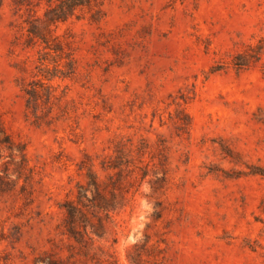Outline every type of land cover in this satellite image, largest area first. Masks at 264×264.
<instances>
[{
	"label": "rangeland",
	"instance_id": "374dc122",
	"mask_svg": "<svg viewBox=\"0 0 264 264\" xmlns=\"http://www.w3.org/2000/svg\"><path fill=\"white\" fill-rule=\"evenodd\" d=\"M47 6H0V264H264V53L232 62L264 0H97L63 51L27 30Z\"/></svg>",
	"mask_w": 264,
	"mask_h": 264
},
{
	"label": "trees",
	"instance_id": "16d2710c",
	"mask_svg": "<svg viewBox=\"0 0 264 264\" xmlns=\"http://www.w3.org/2000/svg\"><path fill=\"white\" fill-rule=\"evenodd\" d=\"M97 0H48V6L46 7L43 16H37L35 18L27 19L28 21V32L29 34L40 40L42 43L45 44V48L54 49L55 51H63L62 44L60 40L58 39V36H55L53 34V28L52 26L60 21L67 20L70 16L75 14L78 7L81 6H91L93 5ZM3 0H0V6L2 4ZM264 53V33L258 37V39L255 42L248 43L245 48L238 51L234 57L232 62L234 65L238 67H245L248 66L252 61H255L259 59L262 54ZM43 58V57H42ZM73 66V64H72ZM214 70L220 69L221 67H218V65L213 67ZM63 76H67L68 74L62 73ZM57 74H51L47 75L49 79H53ZM44 81H32L29 85L25 88V91L28 95V106L31 107L33 104V98L38 99L43 94V86L48 87L49 89V97H52L54 95V89L53 84H46L43 85ZM9 135L4 133V136L0 135V143L9 142L10 141ZM11 149L14 150H20L22 152V156L25 157V147L22 144H19L16 147H11ZM251 172L254 173H262L264 174V166H257L255 169H252ZM91 181L90 185H93L95 188L99 187V183L95 177L90 173ZM86 196V199L89 201V203H85V201H81L82 205L78 204H69L68 207V218L70 221V224H75L77 220L79 223L84 226V232L82 229H79L77 232L82 233H89L88 227L85 222V211L83 209V206H96L101 209L107 210L108 213L110 211V208L107 207V205L99 203L98 199L96 197V194L93 193L92 195H89L88 192L83 194ZM73 232H74V228Z\"/></svg>",
	"mask_w": 264,
	"mask_h": 264
}]
</instances>
